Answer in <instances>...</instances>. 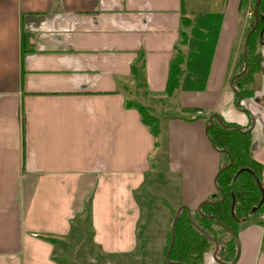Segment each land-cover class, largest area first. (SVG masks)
I'll use <instances>...</instances> for the list:
<instances>
[{
	"label": "crops",
	"instance_id": "obj_1",
	"mask_svg": "<svg viewBox=\"0 0 264 264\" xmlns=\"http://www.w3.org/2000/svg\"><path fill=\"white\" fill-rule=\"evenodd\" d=\"M203 3L204 16L188 0H0V264H87L70 256L75 244L96 252L90 264H171L172 210L215 193L212 114L249 131L251 157L264 166V43L238 107L230 86L253 0ZM185 16L171 98L202 113L160 117L154 136L127 105L133 68L143 66L145 95H164ZM155 197L163 207L152 233ZM256 213L238 228V258L221 261L214 245L202 264H264Z\"/></svg>",
	"mask_w": 264,
	"mask_h": 264
},
{
	"label": "trees",
	"instance_id": "obj_2",
	"mask_svg": "<svg viewBox=\"0 0 264 264\" xmlns=\"http://www.w3.org/2000/svg\"><path fill=\"white\" fill-rule=\"evenodd\" d=\"M256 0H253V5ZM183 30H181L180 46L175 47V55L171 59L168 71V79L165 90L162 92L165 97H171L181 83L183 68L181 64L185 61V50L181 45L186 43L190 36L188 27L191 19L187 16L182 18ZM255 22L253 11L251 25ZM245 35V37H246ZM264 43V0H259L257 6V25L250 34L247 43V69L239 77L233 79V86L239 92L241 98L250 95L249 85L256 73L261 69L260 45ZM244 63L242 58L241 68ZM133 79L137 87H145V73L143 66L133 68ZM149 93V92H147ZM162 96V95H161ZM238 95L236 94L235 99ZM127 105L134 106L139 112L141 119L154 136L161 133L159 117L148 111L143 104L133 100L127 101ZM181 112L194 113L198 109L182 107ZM170 117H180V113L172 112ZM222 122L214 119L213 124L208 127L207 135L221 154V166L219 170L229 163L232 164L226 169L217 172L215 193L207 200L200 203V210H190L194 224L191 222L185 208L181 210L175 224V241L171 249L169 259L171 264H202L204 253L214 247L215 242L219 243L218 259L223 262H231L236 255L237 242L234 235L242 222L247 221L252 214L264 212V166L254 160L250 154V132L236 126L233 123ZM210 120H206L208 125ZM239 127V128H238ZM224 194L221 202L219 200ZM263 198V201H262ZM176 210H172L173 215ZM171 240V233L168 236L167 252Z\"/></svg>",
	"mask_w": 264,
	"mask_h": 264
},
{
	"label": "rangeland",
	"instance_id": "obj_3",
	"mask_svg": "<svg viewBox=\"0 0 264 264\" xmlns=\"http://www.w3.org/2000/svg\"><path fill=\"white\" fill-rule=\"evenodd\" d=\"M188 1H189L191 6L200 7L199 8L200 10H197V11L195 10L194 13L201 12V13H203L202 16H204V13H206V10L204 9L205 7H204L203 0H193V1L188 0ZM249 11H251V10H249ZM244 16H245V22L248 24V25H246L247 26L246 28L248 29V27L251 25L253 14L250 18L247 16V14H245ZM213 34H214V30L211 29L210 38H212ZM201 37H203V36L201 35ZM129 94L133 100H135V101L143 104L144 106H146L150 113L155 114L159 118L160 117L164 118V117H166V115H172L171 114L172 112H174V111L177 112L178 111L177 109H180V108H178V104H177L178 103L177 99L179 98V96H178L179 94L174 95L172 98L171 97H165L164 95H162V96L145 95L142 88L137 87V86L135 88H133V86H132V89H129ZM162 144H163V142L161 141V145ZM151 189H152L153 195L155 196L156 190H154L152 187H151ZM156 198L157 197H155V199ZM156 203L157 204L153 207V214L154 215H153L152 220H151V218H148V224L150 226V229H152V233L156 232L155 229L159 226V224H158L159 221L157 218H159L160 215H162V212H161L162 209L161 208L163 207V205H162L161 201L159 200V197L156 199ZM255 214H257V213H255ZM236 237H237L236 255L238 258L239 253H240V242L238 240V236H236ZM73 246H76V248H74L75 250L73 249L74 251L73 250L70 251V253H69L70 256H71V254H72V256H76V257L83 256L85 258L83 260H85L87 262V264L95 262L94 256H95L96 252L94 250H91V251H89L88 249H82L81 250V247H83V245L79 247L78 244H75ZM77 246L79 247V250H77V248H78ZM85 248H87V247L85 246ZM96 259L98 261L97 264H106L107 263L106 260H104V259L100 261V257H97Z\"/></svg>",
	"mask_w": 264,
	"mask_h": 264
},
{
	"label": "water",
	"instance_id": "obj_4",
	"mask_svg": "<svg viewBox=\"0 0 264 264\" xmlns=\"http://www.w3.org/2000/svg\"><path fill=\"white\" fill-rule=\"evenodd\" d=\"M258 3H259V0H256L255 4H254V6H253V11H254V14H255V22H254L253 26L250 28L249 32L247 33V35H246V37H245V41H244V47H243V63H244V66H243V69H242L240 72L234 74L233 77H232V79H231V81H230V86H231V88H232V89L235 91V93H237V95H238V99H237V102H236L237 107H238V105H239V100H240L241 96H240L239 92L235 89V87L233 86V79L236 78V77L241 76V75L246 71V69H247V43H248V39H249L250 34L253 32V30L255 29V27H256V25H257V6H258ZM214 118H216L220 123H222L223 125H225V124L222 122L221 118H220L218 115H216V114H212L211 116H209L210 123L206 126V131H207L208 127L211 126V125L213 124ZM225 126H226V125H225ZM238 128H239V127H238ZM211 143H212V141H211ZM212 145L214 146L213 143H212ZM214 147H215V146H214ZM231 164H232V158L229 157V163H228L227 165L223 166L219 171H222V170L226 169V168L229 167ZM216 177H217V176H216ZM216 177H215V186H217V185H216ZM223 199H224V194L222 193L221 198H220L219 200L213 202V203L221 202ZM205 201H209V200H205ZM262 201H263V198H262ZM183 208L186 209L187 214H188V216H189L191 222L194 224V221H193V218H192V214H191L190 209L186 208L185 206H179V207L176 209L175 215H174L173 220H172V222H171V240H170V244H169V246H168L167 252H166V260H167L168 262H170V263H171V261H170V259H169V255H170L171 249H172L173 244H174V241H175V224H176V221L178 220L179 215H180V213H181V210H182ZM197 209L200 210V204L198 205ZM234 238H235V240H236V242H237V237H236V235H234ZM218 247H219V243H218V242H215V248H214V252H213V255H214V256H216V253H217ZM236 257H237V255H235L234 260L236 259Z\"/></svg>",
	"mask_w": 264,
	"mask_h": 264
},
{
	"label": "built area",
	"instance_id": "obj_5",
	"mask_svg": "<svg viewBox=\"0 0 264 264\" xmlns=\"http://www.w3.org/2000/svg\"><path fill=\"white\" fill-rule=\"evenodd\" d=\"M253 11V10H252ZM252 11H249L248 13H247V16L250 18L251 16H252V14H253V12ZM202 113V111L201 110H197L196 112H194V114H193V117L192 118H195L196 116H198V115H200Z\"/></svg>",
	"mask_w": 264,
	"mask_h": 264
},
{
	"label": "flooded vegetation",
	"instance_id": "obj_6",
	"mask_svg": "<svg viewBox=\"0 0 264 264\" xmlns=\"http://www.w3.org/2000/svg\"><path fill=\"white\" fill-rule=\"evenodd\" d=\"M217 201V200H216ZM215 202V201H214Z\"/></svg>",
	"mask_w": 264,
	"mask_h": 264
}]
</instances>
